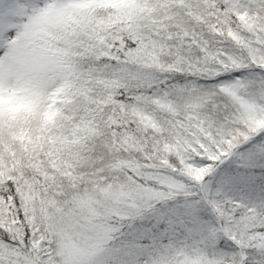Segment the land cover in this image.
Returning <instances> with one entry per match:
<instances>
[{
  "label": "snow or ice",
  "instance_id": "snow-or-ice-1",
  "mask_svg": "<svg viewBox=\"0 0 264 264\" xmlns=\"http://www.w3.org/2000/svg\"><path fill=\"white\" fill-rule=\"evenodd\" d=\"M0 264H264V0H0Z\"/></svg>",
  "mask_w": 264,
  "mask_h": 264
}]
</instances>
